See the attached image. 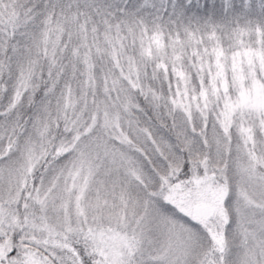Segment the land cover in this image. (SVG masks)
Here are the masks:
<instances>
[{"label": "snow or ice", "instance_id": "obj_1", "mask_svg": "<svg viewBox=\"0 0 264 264\" xmlns=\"http://www.w3.org/2000/svg\"><path fill=\"white\" fill-rule=\"evenodd\" d=\"M0 264H264V0H0Z\"/></svg>", "mask_w": 264, "mask_h": 264}]
</instances>
